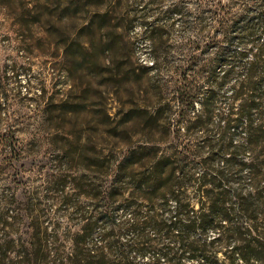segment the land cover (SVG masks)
Here are the masks:
<instances>
[{
  "label": "rangeland",
  "instance_id": "obj_1",
  "mask_svg": "<svg viewBox=\"0 0 264 264\" xmlns=\"http://www.w3.org/2000/svg\"><path fill=\"white\" fill-rule=\"evenodd\" d=\"M199 1L203 10L209 9L211 0H0V126L14 130L26 149L21 164L6 169L0 179V193L16 179L25 200L20 232L0 233L2 243L16 244L6 253L0 250L1 264L20 262L22 242L34 240L28 226L36 229L37 224L50 236L56 230L65 236L67 254L78 234L88 232L85 249L101 257V189L107 184H218L216 171L208 173L196 161L212 152L208 142L218 143L216 119L228 114L234 80L213 103L212 120L203 127L194 124L195 113L187 124L179 121L177 107L167 106L183 83L180 67L189 62V44L202 36L195 22L203 11ZM221 1L232 6V16L242 13L237 3L243 0ZM177 4L186 8L193 25L180 12L157 21L161 10ZM142 22L170 28L166 54L155 57ZM208 42V37L201 39L195 52L198 68L190 72L193 86L203 87L204 96L208 74L199 70L208 69L215 56L207 50ZM229 136L244 141L246 131L232 128ZM197 146L204 149L198 158L187 154L190 159L182 164L190 166L184 173L172 182L168 173L156 181L151 161L168 170V157ZM128 156L133 165L120 168ZM257 173V181L249 168L229 177L231 184L248 190L264 184V166ZM117 212L122 214V208ZM123 214L129 217V211ZM259 225L263 229L264 221ZM233 245H219L220 263H228Z\"/></svg>",
  "mask_w": 264,
  "mask_h": 264
},
{
  "label": "trees",
  "instance_id": "obj_2",
  "mask_svg": "<svg viewBox=\"0 0 264 264\" xmlns=\"http://www.w3.org/2000/svg\"><path fill=\"white\" fill-rule=\"evenodd\" d=\"M203 4L199 1L197 7L203 10ZM237 5L243 6L242 13L232 16V6L211 0L209 9L203 10L195 20L201 26V39L209 38L207 50L215 54L209 68L199 70L208 74L207 94L204 96L203 87L195 88L190 80V72L198 68L195 52L201 45L200 39L189 44L192 51L187 58L189 62L180 67L183 83L167 104L171 110L178 108L180 122L192 123L189 117L195 113L194 124L203 127L212 120L213 103L234 80L228 114L224 118L218 115L216 119L221 129L218 143L208 142L206 146L212 152L196 161L208 173L216 171L213 179L218 184H198L196 188L194 184H107L101 189V257L85 249L88 232L78 234L72 251L67 254L66 237L57 230L50 236L42 224H37L36 229L28 226L34 240L20 243L17 252L21 260L17 264H200L201 261L202 264H264V228L259 225L264 221V184H252L245 190L244 184H231L229 177L230 172L249 168L257 181V172L264 166V0H243ZM176 12L183 14L186 24H190L186 8L179 4L161 10L162 17L157 21ZM142 25L155 57L160 52L166 54L170 48V28L166 30L157 22H142ZM154 65L158 69L156 62ZM153 113L159 115V110ZM238 127L246 131L244 141L229 136L231 129L236 131ZM203 149L197 146L192 151L178 150L175 159L167 158L168 170L159 169L158 163L151 161L156 181H162L168 173L167 181L172 182L178 172L184 173L190 166L188 162L182 164L190 159L187 154L198 158ZM25 152L18 134L1 125L0 179L6 169L21 164ZM243 155L250 159L245 160ZM132 165L133 158L128 156L119 167L127 169ZM215 165L219 168L213 170ZM10 183L1 187L0 193V233L5 236L19 233L25 221L20 184H16V179ZM193 189L196 193L191 197ZM119 208L123 213L129 211V217L118 214ZM33 211L35 208L30 210ZM215 233L218 236L212 239L210 234ZM232 241L235 245L228 263H220L219 245ZM15 245L13 240L0 241V250L6 253ZM3 261L0 259V264Z\"/></svg>",
  "mask_w": 264,
  "mask_h": 264
}]
</instances>
